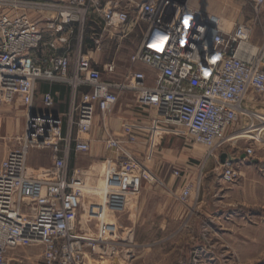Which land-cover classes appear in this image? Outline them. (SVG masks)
I'll return each mask as SVG.
<instances>
[{
	"label": "built area",
	"instance_id": "obj_1",
	"mask_svg": "<svg viewBox=\"0 0 264 264\" xmlns=\"http://www.w3.org/2000/svg\"><path fill=\"white\" fill-rule=\"evenodd\" d=\"M252 2L260 14L264 0ZM30 10L57 14L62 25L48 26L57 32L73 23L84 29L91 10L103 15L111 30H121L136 13L137 25L144 24L147 30L131 57L133 67L126 78L105 81L81 50L73 74L69 55H54L49 68L29 60L27 55L38 50L44 39L43 31L27 15ZM251 32L250 26H238L224 35L217 18L186 0H70L63 7L42 0H0V107L18 98L27 107L17 147L8 150L0 166V264H26L12 253L39 246L44 264H86L85 249H94V242L77 234L86 184L78 173L69 174L71 149L74 144L76 153L90 151L85 137L92 133L97 112L110 114L128 91L141 108L157 112L165 124L184 130L193 145L205 147L209 157L238 149L242 140L263 143L264 115L244 108L251 94L264 95V42L260 47L251 45ZM59 41L67 43L63 38ZM136 65L153 70L152 79L135 70ZM115 72L113 63L104 69L109 76ZM41 82L70 86L67 114L33 110ZM83 86L91 91L80 94ZM43 104L52 108L53 97L46 94ZM135 141L131 127L125 128L124 137L109 136L108 146L121 159L117 172L106 174L103 206H92L89 215L102 220L106 208L122 211L129 186L123 180L135 164L126 145ZM38 147L51 148L54 161V169L45 170L41 177L28 166L31 151ZM245 154L252 158L254 148L246 147ZM222 167L224 179L234 181L232 164L225 161ZM181 174L173 172L177 178ZM141 178L154 180L146 172ZM191 192L185 188L182 200L187 201Z\"/></svg>",
	"mask_w": 264,
	"mask_h": 264
},
{
	"label": "crops",
	"instance_id": "obj_2",
	"mask_svg": "<svg viewBox=\"0 0 264 264\" xmlns=\"http://www.w3.org/2000/svg\"><path fill=\"white\" fill-rule=\"evenodd\" d=\"M69 1L42 0L55 7H63ZM186 2L217 18L224 35L233 33L238 26H250L249 43L255 47L263 44L264 8L256 14L252 0ZM27 15L44 34L40 48L27 55L36 65L49 68L54 55H69L73 74L75 56L81 50L92 68L103 73L105 81L121 82L132 69L131 57L142 41L132 38L134 31L140 28L136 13L121 30H111L104 16L91 10L84 29L73 23L63 25L62 32L48 29L53 22L56 27L62 25L53 11L30 10ZM61 38L67 43H60ZM112 63L116 66L115 74H104L105 67ZM134 68L150 80L155 74L144 65ZM90 91V87L83 86L80 94ZM46 94L53 97L54 105L50 109L43 104ZM70 106L69 85L38 84L33 105L36 113L65 115ZM244 108L260 110L264 108V101L251 94ZM26 112L27 107L20 98L11 107H5L0 137L20 135ZM126 127L133 129L136 138L134 143L126 145L135 160L129 167L127 198L122 211L106 208L101 220L89 215V210L92 206L97 209L103 206L101 196L106 174L117 171L121 159L107 141L109 136L124 137ZM85 138L90 141V151L76 153L73 144L68 170L70 176L81 175L86 184L83 208L77 220V234L94 242V249H85L86 264H264V195L256 191L264 189V166L258 164L254 156L247 157L244 147L228 148L219 159L204 158L219 166L214 168L208 162L210 165L206 163L203 173L197 165L201 160L198 151L192 148L195 145L189 142L185 131L165 124L157 112L141 108L131 91L121 96L110 114L103 116L97 112L92 133ZM223 156H227L226 161L236 172L234 181L223 177ZM53 169L52 158L51 166L30 170L41 177L45 170ZM176 170L184 176L175 177ZM142 172L154 180H144ZM200 174L205 175L204 180L200 179ZM187 187L192 189L191 196L183 201L182 193Z\"/></svg>",
	"mask_w": 264,
	"mask_h": 264
},
{
	"label": "rangeland",
	"instance_id": "obj_3",
	"mask_svg": "<svg viewBox=\"0 0 264 264\" xmlns=\"http://www.w3.org/2000/svg\"><path fill=\"white\" fill-rule=\"evenodd\" d=\"M146 30H147V26L144 24H141L140 28L138 27L134 31L132 38L138 37V40L141 41L142 40V31H146ZM255 98L260 100L261 102L264 101V95H255ZM5 107H11V105H3L0 107V122L1 123H3V121H4L3 118L5 116L2 112H3V109ZM256 112L264 115V108L257 110ZM25 116H26V114H25ZM25 116H24L23 126H22L23 129L25 126ZM22 133H23V130H22L21 134L18 136L9 137V138L0 137V165L2 164V161H3L6 153L8 152V150H10L14 147H17V138L19 136H21ZM240 145L244 148H246L248 146H252L254 148V157L253 158L258 162V164L264 166V142L258 143V144H253L251 142H247L246 140H242L240 142ZM192 148L196 149L198 151V158H200L201 160L197 162V165L200 166V171H202L204 173L205 172L204 166H206L208 164V162L210 163V161H207V162L205 161V159L209 158L208 153H207V149L205 147L199 146V145H195ZM204 154H205V157H204ZM51 155H52V151H51V149H49V147L34 148L31 151L29 159H28L29 168L31 169V168H35V167L36 168L41 167V166H45V167L51 166L52 165V158H53V156H51ZM211 158L214 159V157H211ZM210 164H212L214 166V168L217 166V164L214 163L213 161H211ZM210 164H208V165H210ZM114 172H117V171L115 170ZM201 174H200V179L202 180L205 175H201ZM183 176H184V174L182 173L181 178ZM123 182H124V186L126 185L125 187H127V185L130 183V180L128 177L127 178L125 177ZM256 191H258L259 195L263 197L264 189L259 188ZM101 198L104 199V196L102 195ZM12 254H15L17 257H19V259L21 261H23L26 264H44V262L42 260V254H43V247L42 246L29 247V248H19L15 252H13ZM11 264H14V263H11Z\"/></svg>",
	"mask_w": 264,
	"mask_h": 264
},
{
	"label": "water",
	"instance_id": "obj_4",
	"mask_svg": "<svg viewBox=\"0 0 264 264\" xmlns=\"http://www.w3.org/2000/svg\"><path fill=\"white\" fill-rule=\"evenodd\" d=\"M226 157H227V156H223V158H222V159H223V163H225V161H226ZM245 157H246V156L243 155V158H245ZM231 161H232V160H231Z\"/></svg>",
	"mask_w": 264,
	"mask_h": 264
}]
</instances>
